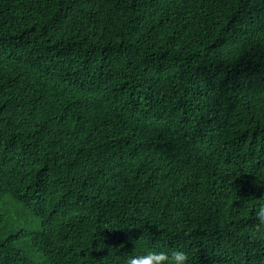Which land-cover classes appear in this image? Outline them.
Segmentation results:
<instances>
[{
	"label": "trees",
	"instance_id": "obj_1",
	"mask_svg": "<svg viewBox=\"0 0 264 264\" xmlns=\"http://www.w3.org/2000/svg\"><path fill=\"white\" fill-rule=\"evenodd\" d=\"M264 0H0V264H264Z\"/></svg>",
	"mask_w": 264,
	"mask_h": 264
},
{
	"label": "clouds",
	"instance_id": "obj_2",
	"mask_svg": "<svg viewBox=\"0 0 264 264\" xmlns=\"http://www.w3.org/2000/svg\"><path fill=\"white\" fill-rule=\"evenodd\" d=\"M258 224L264 225V204L256 211ZM188 255L184 250H174L171 255L163 251H148L128 257L126 264H187Z\"/></svg>",
	"mask_w": 264,
	"mask_h": 264
}]
</instances>
